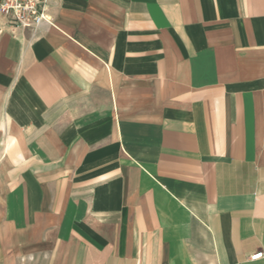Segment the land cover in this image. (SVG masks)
Returning <instances> with one entry per match:
<instances>
[{"label":"crops","instance_id":"0c3cea01","mask_svg":"<svg viewBox=\"0 0 264 264\" xmlns=\"http://www.w3.org/2000/svg\"><path fill=\"white\" fill-rule=\"evenodd\" d=\"M46 13L0 15V264H264V0Z\"/></svg>","mask_w":264,"mask_h":264},{"label":"built area","instance_id":"2783aa9c","mask_svg":"<svg viewBox=\"0 0 264 264\" xmlns=\"http://www.w3.org/2000/svg\"><path fill=\"white\" fill-rule=\"evenodd\" d=\"M49 0H0V15L8 24L35 34L43 23L52 25L46 13ZM262 256L261 252L250 256L254 260Z\"/></svg>","mask_w":264,"mask_h":264}]
</instances>
